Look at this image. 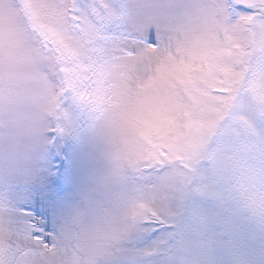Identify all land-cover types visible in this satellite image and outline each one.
<instances>
[{
    "label": "snow or ice",
    "instance_id": "1",
    "mask_svg": "<svg viewBox=\"0 0 264 264\" xmlns=\"http://www.w3.org/2000/svg\"><path fill=\"white\" fill-rule=\"evenodd\" d=\"M67 98L130 195L55 241L0 213V264H264V0H0V105Z\"/></svg>",
    "mask_w": 264,
    "mask_h": 264
},
{
    "label": "rangeland",
    "instance_id": "2",
    "mask_svg": "<svg viewBox=\"0 0 264 264\" xmlns=\"http://www.w3.org/2000/svg\"><path fill=\"white\" fill-rule=\"evenodd\" d=\"M12 71L28 82L34 68L27 49L15 53ZM64 108L70 164L62 177L59 113L39 100L0 105V213L21 226L38 223L54 241L116 211L131 192L107 118L73 98Z\"/></svg>",
    "mask_w": 264,
    "mask_h": 264
},
{
    "label": "clouds",
    "instance_id": "3",
    "mask_svg": "<svg viewBox=\"0 0 264 264\" xmlns=\"http://www.w3.org/2000/svg\"><path fill=\"white\" fill-rule=\"evenodd\" d=\"M4 44H5V50L7 51L8 44H9L7 37H5ZM13 48H14L15 53H20V52L26 51L27 46L22 39L17 38L13 42Z\"/></svg>",
    "mask_w": 264,
    "mask_h": 264
}]
</instances>
